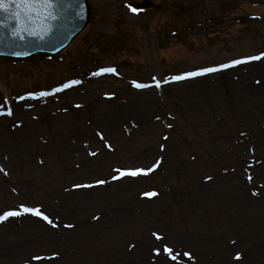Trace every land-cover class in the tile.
Masks as SVG:
<instances>
[{
	"label": "rangeland",
	"instance_id": "374dc122",
	"mask_svg": "<svg viewBox=\"0 0 264 264\" xmlns=\"http://www.w3.org/2000/svg\"><path fill=\"white\" fill-rule=\"evenodd\" d=\"M131 1L0 58V213L52 220L0 221V264H264V57L173 80L264 52V0Z\"/></svg>",
	"mask_w": 264,
	"mask_h": 264
},
{
	"label": "water",
	"instance_id": "95a60500",
	"mask_svg": "<svg viewBox=\"0 0 264 264\" xmlns=\"http://www.w3.org/2000/svg\"><path fill=\"white\" fill-rule=\"evenodd\" d=\"M131 4L139 8L158 7L151 0ZM51 11L55 19L43 11L17 18L15 6L7 11L0 9V57L25 58L38 53H58L89 22L88 0H58Z\"/></svg>",
	"mask_w": 264,
	"mask_h": 264
},
{
	"label": "snow or ice",
	"instance_id": "6c2138e0",
	"mask_svg": "<svg viewBox=\"0 0 264 264\" xmlns=\"http://www.w3.org/2000/svg\"><path fill=\"white\" fill-rule=\"evenodd\" d=\"M57 3H58V0H0V9L7 11L8 8L15 6L18 10L17 18H19L21 15H26V16L31 17L34 13H39V12L43 11L46 13V15L48 17L55 19L56 17L53 15L51 10L57 5ZM133 11H135V9H133ZM30 34H36V33H30ZM262 57H264V52H261L257 56L245 57L243 60H233L230 62V64H221V65H219V68L206 67V68H201L197 71L187 72L182 76L173 77V80H180V79H184V78H188V77H194L197 75H203V74L215 72V71H218L219 69L227 68V67L234 66V65H237L240 63H245V62L252 61V60H260ZM115 71H116L115 68H102L99 70V73H114ZM99 73H97V74H99ZM77 83H80V82L76 81V80L70 81V82L66 83L65 85H63V88L70 87V86L77 84ZM133 83L138 88L145 87V85H141V84L136 83V82H133ZM160 83H161L160 81H156V86L159 87ZM57 90H60V89H57ZM30 95H35V94H30ZM39 95H47V93L42 92V93H39ZM8 114H11L10 109L8 111ZM157 166H158V163L156 165H153L152 168H150L148 170L135 169V170L120 171V176H123V175L135 176V175H138V174L145 172V171H152ZM114 178H119V177H114ZM96 183L97 184H103V183H105V181L98 180V181H96ZM77 187H92V185H77ZM147 195H155V193H148ZM20 209H21V211L9 210V211H5L3 213H0V221H4V220L8 219L9 217L19 216L22 213H32L34 215L42 217L49 224L52 223V220L47 215H45L43 212H41L39 208H32V207H27L25 205H20ZM166 251H168L170 253L171 249H166ZM237 258H239V254H237ZM37 259H39V258H37Z\"/></svg>",
	"mask_w": 264,
	"mask_h": 264
},
{
	"label": "bare ground",
	"instance_id": "6f19581e",
	"mask_svg": "<svg viewBox=\"0 0 264 264\" xmlns=\"http://www.w3.org/2000/svg\"><path fill=\"white\" fill-rule=\"evenodd\" d=\"M11 222V220L9 221V223Z\"/></svg>",
	"mask_w": 264,
	"mask_h": 264
}]
</instances>
